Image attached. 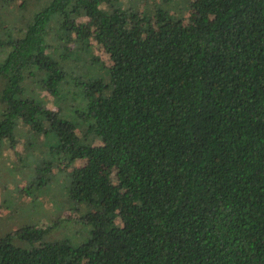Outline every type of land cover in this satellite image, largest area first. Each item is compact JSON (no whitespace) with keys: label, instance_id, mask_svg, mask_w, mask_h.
Returning a JSON list of instances; mask_svg holds the SVG:
<instances>
[{"label":"trees","instance_id":"1","mask_svg":"<svg viewBox=\"0 0 264 264\" xmlns=\"http://www.w3.org/2000/svg\"><path fill=\"white\" fill-rule=\"evenodd\" d=\"M142 5L0 0V144L42 150L26 190L60 165L89 231L22 224L0 264H264V0Z\"/></svg>","mask_w":264,"mask_h":264},{"label":"rangeland","instance_id":"2","mask_svg":"<svg viewBox=\"0 0 264 264\" xmlns=\"http://www.w3.org/2000/svg\"><path fill=\"white\" fill-rule=\"evenodd\" d=\"M140 4H143V0H140ZM91 44L93 53L108 64L109 54L94 40H91ZM41 94L47 106L54 108L56 101L52 96L46 90H41ZM63 113L74 119L71 109ZM27 141L26 137L18 134L13 148L0 144V236L22 224L37 222L39 225H52L53 236L68 238L73 244L81 243L89 236L88 226L80 219L83 210L80 211L79 206L74 205L76 209L63 205L65 200L61 188L64 170L60 165L55 163L51 173H43L48 178L46 184L25 189L31 185L28 173L35 169L43 155L42 150L35 147L34 141L28 144ZM82 162L77 160L74 165Z\"/></svg>","mask_w":264,"mask_h":264}]
</instances>
